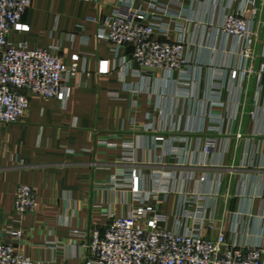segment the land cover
<instances>
[{
  "label": "crops",
  "instance_id": "obj_1",
  "mask_svg": "<svg viewBox=\"0 0 264 264\" xmlns=\"http://www.w3.org/2000/svg\"><path fill=\"white\" fill-rule=\"evenodd\" d=\"M120 1L33 0L10 33L15 44L77 61L78 71L67 100L28 93L23 119L0 124V242L41 264H84L85 243L111 216L148 205L174 228L184 194L200 192L216 220L205 236L223 230L228 243L264 246V0L251 20L254 72L223 83L221 72L240 63V44L218 25L244 0H160L183 13L184 35L169 38L184 36L188 44L189 80L136 71L122 63L131 47L115 55L97 38V20ZM152 2L135 6L148 10ZM211 114L221 117L220 132L212 131ZM209 140L214 146L206 154ZM133 170L139 195L130 181H114ZM20 184L36 191L32 213L15 212ZM15 230L20 237L11 236Z\"/></svg>",
  "mask_w": 264,
  "mask_h": 264
},
{
  "label": "built area",
  "instance_id": "obj_2",
  "mask_svg": "<svg viewBox=\"0 0 264 264\" xmlns=\"http://www.w3.org/2000/svg\"><path fill=\"white\" fill-rule=\"evenodd\" d=\"M152 1L149 9L144 10L135 6V0H121L111 15L97 20V38L111 44L115 55L122 48L131 47V56L123 57L122 63L135 65L136 71L149 72L145 69L148 67L164 71L165 79H172L176 73L179 79L189 80L188 44L184 36L178 40L169 38L173 31L184 35L183 13L160 0ZM260 1L244 0L239 12L226 11L218 25L222 33L238 39L237 52L241 56L236 68L221 72L222 83L237 79L244 82L254 72L250 64L254 39L251 20L258 13ZM32 3L33 0H0V124L23 119L30 104L28 93L67 100L72 92L69 79L78 71L77 61L69 65L47 49H31L10 40V33L21 24ZM209 121L212 131H221V117L211 114ZM213 146V141L209 140L203 151L209 154ZM127 180L132 192L139 195L141 180L137 171H127L114 181L121 186ZM161 192L168 193L167 189ZM181 205L174 228L163 225L165 216L148 205H140L126 215L111 216V222L103 229H95L85 243L84 264H264V246L260 242L228 243L223 230H219L216 237L204 235L205 229H215L216 222L207 215L205 195L185 193ZM37 207L35 189L18 185L15 212L32 213ZM10 234L21 236L19 230ZM0 264L41 263L12 243L0 242Z\"/></svg>",
  "mask_w": 264,
  "mask_h": 264
},
{
  "label": "water",
  "instance_id": "obj_3",
  "mask_svg": "<svg viewBox=\"0 0 264 264\" xmlns=\"http://www.w3.org/2000/svg\"><path fill=\"white\" fill-rule=\"evenodd\" d=\"M147 71H155V69H153V68H145Z\"/></svg>",
  "mask_w": 264,
  "mask_h": 264
}]
</instances>
